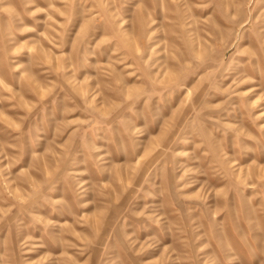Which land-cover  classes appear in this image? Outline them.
I'll use <instances>...</instances> for the list:
<instances>
[{
    "label": "rangeland",
    "instance_id": "obj_1",
    "mask_svg": "<svg viewBox=\"0 0 264 264\" xmlns=\"http://www.w3.org/2000/svg\"><path fill=\"white\" fill-rule=\"evenodd\" d=\"M0 264H264V0H0Z\"/></svg>",
    "mask_w": 264,
    "mask_h": 264
}]
</instances>
